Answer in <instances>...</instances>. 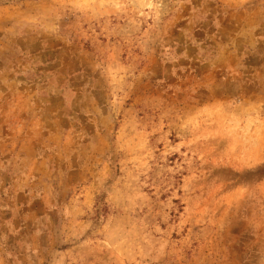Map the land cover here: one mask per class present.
<instances>
[{"label": "rangeland", "instance_id": "1", "mask_svg": "<svg viewBox=\"0 0 264 264\" xmlns=\"http://www.w3.org/2000/svg\"><path fill=\"white\" fill-rule=\"evenodd\" d=\"M0 264H264V0H0Z\"/></svg>", "mask_w": 264, "mask_h": 264}]
</instances>
